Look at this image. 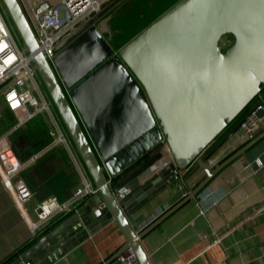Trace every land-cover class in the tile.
<instances>
[{
    "label": "water",
    "instance_id": "obj_1",
    "mask_svg": "<svg viewBox=\"0 0 264 264\" xmlns=\"http://www.w3.org/2000/svg\"><path fill=\"white\" fill-rule=\"evenodd\" d=\"M1 1L23 45L34 51L36 40L18 1ZM122 1L112 0L58 45L54 68L42 55L33 61L106 212L96 221L90 207L70 213L7 264H22L45 246L66 253L113 221L125 243L102 264L127 250L138 264H150L140 240L183 202L139 232L135 226L143 216L129 218L125 198L158 174L193 167L191 172L202 169L206 177L186 198L192 199L264 139L263 132L213 171L199 160L264 89V0H180L114 51L98 24ZM224 36L233 39L225 51L219 45ZM128 120L133 126L126 135ZM162 135L176 167L163 160Z\"/></svg>",
    "mask_w": 264,
    "mask_h": 264
},
{
    "label": "crops",
    "instance_id": "obj_2",
    "mask_svg": "<svg viewBox=\"0 0 264 264\" xmlns=\"http://www.w3.org/2000/svg\"><path fill=\"white\" fill-rule=\"evenodd\" d=\"M117 9L110 12L115 14ZM110 12L99 27L103 36L107 32L106 22L112 16ZM106 40L114 51L127 43L112 46L107 38ZM259 96L264 104V89ZM256 99L257 97L246 110ZM39 119L37 117L29 121L9 136V144L16 157L26 164L22 175L33 197L25 206L24 216L0 183V264H7L18 257L32 246L29 245L31 240L37 238V242L59 225V221L72 214L57 215L31 239L25 218L34 221L35 210L41 202L56 198L60 204L71 203L74 192L81 187L80 176L62 147H53L39 153L48 143L43 128L48 123ZM128 121L131 122L125 125L126 135L130 134L128 132L133 126L132 120ZM239 121L225 129L201 154L199 160L204 162L209 171H213L251 142L240 136V129L225 140ZM13 124L14 121L4 116L0 120V135ZM263 132L264 121H261L255 131V138ZM33 155H38L34 161L30 160ZM75 157L79 159L77 154ZM256 161L261 166H255ZM78 163L81 173L90 184L85 169L81 162ZM192 168L178 169L174 173L168 170L164 174H158L147 185L139 186L137 191L130 193L122 203L129 218L134 215L143 216V220L135 226L139 230L142 224L153 221L152 225L175 205L183 202L140 240L149 263L264 264V139L222 168L195 197L186 200L206 177L202 169L191 172ZM102 203L99 194H93L83 199L76 210L90 207L94 215L93 221H96L106 212V208H99ZM94 230L87 239L66 253L60 246L55 250L45 246L25 262L102 264L122 247L125 239L114 221L105 222ZM109 264L117 263L112 261Z\"/></svg>",
    "mask_w": 264,
    "mask_h": 264
},
{
    "label": "built area",
    "instance_id": "obj_3",
    "mask_svg": "<svg viewBox=\"0 0 264 264\" xmlns=\"http://www.w3.org/2000/svg\"><path fill=\"white\" fill-rule=\"evenodd\" d=\"M29 27L36 40V48L32 52L24 54L18 46L10 25L0 10V120L5 116L14 121L13 126L0 135V183L10 194L15 207L25 216V206L32 199L27 181L22 175L26 164L21 163L16 157L9 136L15 130L22 128L26 123L39 117L44 121H50L53 132L51 142L47 143L39 153L46 152L53 147H62L69 155L71 163L75 167L81 179V187L74 192L71 203L60 204L56 198H49L40 203L35 210V220L26 219L31 233V239L49 223L54 217L62 213H73L76 206L86 197L97 194L96 189L87 182L79 169L80 160L76 159L72 152L71 144L65 134L60 130L55 120L50 103L45 99L37 81L38 73L34 68V59L44 56L54 68V50L75 32L83 23L99 13L112 0H17ZM36 92L39 100L34 95ZM42 117V118H41ZM240 136L248 141L255 138L258 124L264 121V104L258 95L255 102L242 118ZM54 126L57 127L62 138L61 143L56 142ZM160 149L163 160L176 167L170 153L165 137L161 136ZM38 155H33L34 161ZM167 159V161H166ZM255 166H261L259 161ZM105 209L104 204L99 205ZM153 221L142 224L139 232L148 227ZM117 264H138L131 250L125 251L114 260ZM25 264H30L26 263Z\"/></svg>",
    "mask_w": 264,
    "mask_h": 264
},
{
    "label": "rangeland",
    "instance_id": "obj_4",
    "mask_svg": "<svg viewBox=\"0 0 264 264\" xmlns=\"http://www.w3.org/2000/svg\"><path fill=\"white\" fill-rule=\"evenodd\" d=\"M178 1L180 0H123L124 2L121 6H116L119 7L115 14L110 12L112 15L111 18L106 22V29L107 32L104 34L103 38L106 40V38L109 40V43L112 46L116 45H121L123 42H130L133 38H135L142 30H144L148 25H150L153 21H155L158 17H160L164 12H166L168 9H170L173 5H175ZM0 10L2 11V14L4 15V18L7 20L8 24L10 25V29L13 33V36L18 43L19 48L21 51L26 54L27 49L23 45L22 41L20 40V37L2 3L0 0ZM109 13V12H108ZM108 13L101 18L99 21L98 27L102 25V20L106 18ZM109 14V15H110ZM107 41V40H106ZM126 43V44H127ZM233 43V39L230 36H224L219 45L223 51L227 47H229ZM38 84L40 86L41 92L44 95L45 99L50 103L51 106V111L53 116L55 117V120L59 124L60 130L65 134L66 138L68 139L69 143L71 144V149L72 152L77 154L75 151L71 140L63 126V123L56 112L50 97L38 75L37 77ZM34 95L36 98L39 100V96L36 92H34ZM42 118V117H41ZM39 121H44L43 119H39ZM47 124H44L45 126L43 127L45 129L44 134L47 135L48 141L51 142L53 140V137L50 135V131L53 132V128L49 120L46 118ZM48 126V127H47ZM46 127V128H45ZM10 139V138H9ZM8 139V141H9ZM10 143V142H9ZM44 145V144H43ZM42 145V146H43ZM41 146V147H42ZM78 156V154H77Z\"/></svg>",
    "mask_w": 264,
    "mask_h": 264
},
{
    "label": "bare ground",
    "instance_id": "obj_5",
    "mask_svg": "<svg viewBox=\"0 0 264 264\" xmlns=\"http://www.w3.org/2000/svg\"><path fill=\"white\" fill-rule=\"evenodd\" d=\"M54 133H55V135H56V137H55V140H56V142H59V144L61 143V141L60 140H62V138L60 137V132L58 131V129H57V127H55L54 126ZM166 161H167V159H166Z\"/></svg>",
    "mask_w": 264,
    "mask_h": 264
},
{
    "label": "trees",
    "instance_id": "obj_6",
    "mask_svg": "<svg viewBox=\"0 0 264 264\" xmlns=\"http://www.w3.org/2000/svg\"><path fill=\"white\" fill-rule=\"evenodd\" d=\"M246 109H247V107H246ZM246 109L244 110V112H243L242 115L240 116L239 120L242 119V118L244 117V115L247 113V111L249 110V109H248V110H246ZM49 142H50V141H48V143H49ZM36 239H37V238L31 240V241L29 242V245L31 246V245L35 244Z\"/></svg>",
    "mask_w": 264,
    "mask_h": 264
}]
</instances>
